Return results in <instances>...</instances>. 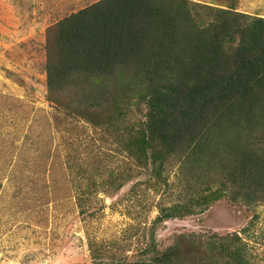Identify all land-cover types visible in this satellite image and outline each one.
I'll return each mask as SVG.
<instances>
[{"label":"rangeland","instance_id":"obj_1","mask_svg":"<svg viewBox=\"0 0 264 264\" xmlns=\"http://www.w3.org/2000/svg\"><path fill=\"white\" fill-rule=\"evenodd\" d=\"M98 1L0 0V264H264V177L226 149L167 151L143 84L95 105L78 74L49 78L48 33ZM185 1L264 19V0ZM232 127L264 158L263 120Z\"/></svg>","mask_w":264,"mask_h":264},{"label":"trees","instance_id":"obj_2","mask_svg":"<svg viewBox=\"0 0 264 264\" xmlns=\"http://www.w3.org/2000/svg\"><path fill=\"white\" fill-rule=\"evenodd\" d=\"M52 36L49 78L78 74L83 96L95 105L114 104L143 84L155 115L148 120L151 134L167 151L182 142L199 157L226 149L242 180L264 177L253 141L228 145L232 130L224 133L237 126L239 137L249 135L264 121V19L185 0H100L58 22ZM228 122L229 129L210 132ZM175 252L163 251L155 263L167 264Z\"/></svg>","mask_w":264,"mask_h":264}]
</instances>
